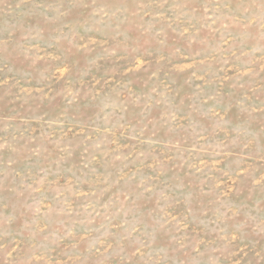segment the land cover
Here are the masks:
<instances>
[{
	"label": "rangeland",
	"instance_id": "374dc122",
	"mask_svg": "<svg viewBox=\"0 0 264 264\" xmlns=\"http://www.w3.org/2000/svg\"><path fill=\"white\" fill-rule=\"evenodd\" d=\"M0 264H264V0H0Z\"/></svg>",
	"mask_w": 264,
	"mask_h": 264
}]
</instances>
